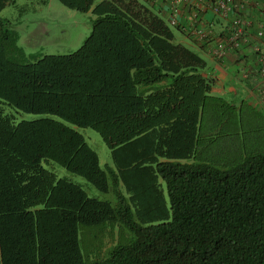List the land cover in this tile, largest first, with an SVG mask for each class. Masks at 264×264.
Returning <instances> with one entry per match:
<instances>
[{
	"label": "trees",
	"instance_id": "trees-1",
	"mask_svg": "<svg viewBox=\"0 0 264 264\" xmlns=\"http://www.w3.org/2000/svg\"><path fill=\"white\" fill-rule=\"evenodd\" d=\"M59 1L92 13L71 52L28 60L0 17V264H264V113L210 92L152 0Z\"/></svg>",
	"mask_w": 264,
	"mask_h": 264
},
{
	"label": "rangeland",
	"instance_id": "rangeland-1",
	"mask_svg": "<svg viewBox=\"0 0 264 264\" xmlns=\"http://www.w3.org/2000/svg\"><path fill=\"white\" fill-rule=\"evenodd\" d=\"M99 0H95L94 4ZM0 17L8 19L11 28L18 34V45L26 55V59L33 60L44 53H67L75 50L91 30L92 13L90 10L82 11L65 6L59 0H15L7 3L0 9ZM175 32V40L180 41L194 49L205 59L207 55L197 49L191 41L171 24ZM229 101V100H228ZM25 116L30 114L24 113ZM19 117V116H18ZM88 143L98 152L100 164L105 168L112 164L110 149L107 147L99 132L90 126H79ZM44 166L55 171L59 176H67L82 184L90 195L108 198L105 193L98 191L82 175L67 170L55 162L43 161ZM112 200V199H111ZM117 236V230L113 234L109 230L101 236L102 248L109 246ZM89 235V241H93ZM80 244L83 240L80 235Z\"/></svg>",
	"mask_w": 264,
	"mask_h": 264
},
{
	"label": "built area",
	"instance_id": "built-area-1",
	"mask_svg": "<svg viewBox=\"0 0 264 264\" xmlns=\"http://www.w3.org/2000/svg\"><path fill=\"white\" fill-rule=\"evenodd\" d=\"M171 8L169 23L179 24L177 18L180 0H162ZM206 0H193L194 6H205ZM212 10L228 18V22L219 33L218 41L210 46V53L222 60L228 50L234 53V69L244 79L253 84L256 98L264 103V3L261 0H209ZM258 11V20L252 12ZM187 30L199 42L206 43L209 32L199 24L197 10H194ZM186 28L185 24L181 26ZM186 30V29H185ZM209 41V39H208Z\"/></svg>",
	"mask_w": 264,
	"mask_h": 264
},
{
	"label": "crops",
	"instance_id": "crops-1",
	"mask_svg": "<svg viewBox=\"0 0 264 264\" xmlns=\"http://www.w3.org/2000/svg\"><path fill=\"white\" fill-rule=\"evenodd\" d=\"M193 0H180L178 3L177 18L180 25L186 26V30L180 31L183 33L191 43L208 57L206 59V66L202 69L204 76L212 79L211 93L221 96L232 103L239 104L246 101L264 113V103L256 98L253 91V84L249 79H244L240 74L235 72L234 69V53L228 50L227 54L222 60H218L210 53V45L218 41L219 33H223V29L229 21L228 18L215 13L211 6L210 1L206 0L205 6H194ZM154 6H160L161 12L167 15L170 14V6L168 2L162 0H152ZM264 3V0H261ZM197 10L199 17V24L209 32L206 43H201L190 34L187 27L190 24L192 14ZM253 18L258 20L259 14L255 10L252 12Z\"/></svg>",
	"mask_w": 264,
	"mask_h": 264
},
{
	"label": "clouds",
	"instance_id": "clouds-1",
	"mask_svg": "<svg viewBox=\"0 0 264 264\" xmlns=\"http://www.w3.org/2000/svg\"><path fill=\"white\" fill-rule=\"evenodd\" d=\"M168 19V18H167ZM169 22V21H168ZM171 24V23H170ZM175 25H180V23L179 24H175ZM180 27H181V25H180ZM181 29H183L182 27H181Z\"/></svg>",
	"mask_w": 264,
	"mask_h": 264
}]
</instances>
